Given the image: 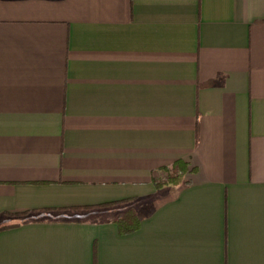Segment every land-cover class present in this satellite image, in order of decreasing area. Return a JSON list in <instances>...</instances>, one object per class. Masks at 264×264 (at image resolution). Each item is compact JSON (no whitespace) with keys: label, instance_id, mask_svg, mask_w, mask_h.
<instances>
[{"label":"crops","instance_id":"crops-1","mask_svg":"<svg viewBox=\"0 0 264 264\" xmlns=\"http://www.w3.org/2000/svg\"><path fill=\"white\" fill-rule=\"evenodd\" d=\"M6 214L0 264H264V0H0Z\"/></svg>","mask_w":264,"mask_h":264},{"label":"trees","instance_id":"trees-1","mask_svg":"<svg viewBox=\"0 0 264 264\" xmlns=\"http://www.w3.org/2000/svg\"><path fill=\"white\" fill-rule=\"evenodd\" d=\"M177 167L182 168V165L180 162L176 163ZM177 175H168L165 179L156 181L157 185L165 184L168 182H173L177 179ZM129 200H123V201H116L108 204H104L105 206L108 205H115V204H122L127 203ZM102 205V206H104ZM101 207V206H100ZM111 221L115 223L118 227L119 233H128L140 226L141 218L138 216L135 208L127 207L122 212L113 213L112 216H110ZM4 221L0 222V229H4L7 227H13L18 225L17 221V215L14 214H6L4 217Z\"/></svg>","mask_w":264,"mask_h":264},{"label":"rangeland","instance_id":"rangeland-1","mask_svg":"<svg viewBox=\"0 0 264 264\" xmlns=\"http://www.w3.org/2000/svg\"><path fill=\"white\" fill-rule=\"evenodd\" d=\"M176 173L174 172V171H167V173H162V175H161V177H160V179L159 180H163V179H165L166 178V176H168V175H175ZM123 206H126V204H115V205H111V206H109L110 208H114V210L116 209V210H118L117 208H120V207H123ZM135 210H136V208H135Z\"/></svg>","mask_w":264,"mask_h":264}]
</instances>
